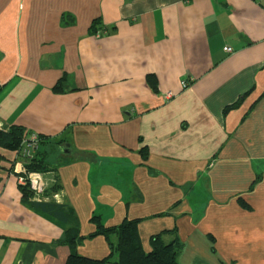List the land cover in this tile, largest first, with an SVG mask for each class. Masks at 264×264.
Masks as SVG:
<instances>
[{"label": "crops", "instance_id": "obj_1", "mask_svg": "<svg viewBox=\"0 0 264 264\" xmlns=\"http://www.w3.org/2000/svg\"><path fill=\"white\" fill-rule=\"evenodd\" d=\"M0 123L45 139V187L81 235L141 219L147 251L176 229L180 264H264V0H0ZM20 162L0 146V264H65ZM77 250L110 253L104 235Z\"/></svg>", "mask_w": 264, "mask_h": 264}, {"label": "trees", "instance_id": "obj_2", "mask_svg": "<svg viewBox=\"0 0 264 264\" xmlns=\"http://www.w3.org/2000/svg\"><path fill=\"white\" fill-rule=\"evenodd\" d=\"M74 20L66 21L65 24H73ZM101 18L93 20L90 27L92 34L98 31H109L113 33L116 28H107L102 26ZM67 80L66 76L61 78L55 85V91H62L63 84ZM147 82L151 89L158 92V82L155 74L147 75ZM243 98H240L233 104L225 108V112L230 109L237 108L241 105ZM29 132L20 125H12L9 128H0V146L9 150L21 152L23 147L24 135ZM40 142L34 155L31 158H24L20 153V159L25 161L28 170L45 172L48 169L45 152L41 151L40 146L45 143V139L39 134ZM49 139V138H47ZM54 139H50L53 141ZM143 151V156L147 158L146 150ZM152 172V171H151ZM256 180L252 183L254 187ZM22 192V200L27 205H30L40 213L46 215L52 221H55L63 226L62 237L56 242L68 245L70 254L65 264H180L179 256L183 249V242L180 240L176 229L167 230L155 234L151 237V249L145 250L143 242L139 234V222L141 219L125 218L119 225L107 227L101 222L99 216L94 215L91 219L96 224V230L88 236L80 234L79 225L74 222L67 226L69 213L64 205L57 203L51 199L52 195L58 191L59 180L56 181L44 191V198L41 200L35 199L33 190L28 185H20ZM243 205L249 208L246 204ZM71 216V215H70ZM169 233L171 238L166 241L164 234ZM97 235H104L110 247V253L100 259L84 256L78 252V246L87 238H92Z\"/></svg>", "mask_w": 264, "mask_h": 264}, {"label": "built area", "instance_id": "obj_3", "mask_svg": "<svg viewBox=\"0 0 264 264\" xmlns=\"http://www.w3.org/2000/svg\"><path fill=\"white\" fill-rule=\"evenodd\" d=\"M105 31H98L97 36L103 35ZM227 51H232L231 47L226 48ZM182 86L187 87V80L182 81ZM172 92H168L167 97H172ZM2 124L0 123V128ZM40 137L39 134L35 131L26 132L24 135L23 147L21 150V155L24 158H31L36 149L39 146ZM19 153V155H20ZM22 159V162L18 163V168L16 167L15 171L17 172V181L20 185H28L34 192L35 199L41 200L44 198L43 194L46 190L45 183L42 177V173L39 171L28 170L25 164V161Z\"/></svg>", "mask_w": 264, "mask_h": 264}, {"label": "rangeland", "instance_id": "obj_4", "mask_svg": "<svg viewBox=\"0 0 264 264\" xmlns=\"http://www.w3.org/2000/svg\"><path fill=\"white\" fill-rule=\"evenodd\" d=\"M96 35H97V32H96ZM1 128H3V127H1Z\"/></svg>", "mask_w": 264, "mask_h": 264}]
</instances>
